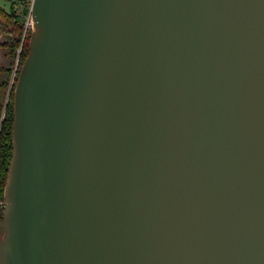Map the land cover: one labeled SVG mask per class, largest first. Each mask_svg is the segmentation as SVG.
I'll return each instance as SVG.
<instances>
[{
	"label": "water",
	"instance_id": "obj_1",
	"mask_svg": "<svg viewBox=\"0 0 264 264\" xmlns=\"http://www.w3.org/2000/svg\"><path fill=\"white\" fill-rule=\"evenodd\" d=\"M31 18L0 264H264V0Z\"/></svg>",
	"mask_w": 264,
	"mask_h": 264
},
{
	"label": "trees",
	"instance_id": "obj_2",
	"mask_svg": "<svg viewBox=\"0 0 264 264\" xmlns=\"http://www.w3.org/2000/svg\"><path fill=\"white\" fill-rule=\"evenodd\" d=\"M19 3L24 4L22 12H18L17 9ZM31 21V0H18L12 3L9 10L0 5V31L7 35V40L2 45L8 50L13 62L17 59L18 64L0 132V239L4 233L5 187L13 154L14 89L23 61L29 53V41L32 32ZM9 80L6 79L1 86L8 88Z\"/></svg>",
	"mask_w": 264,
	"mask_h": 264
},
{
	"label": "rangeland",
	"instance_id": "obj_3",
	"mask_svg": "<svg viewBox=\"0 0 264 264\" xmlns=\"http://www.w3.org/2000/svg\"><path fill=\"white\" fill-rule=\"evenodd\" d=\"M17 1L18 0H0V5L9 10L12 3ZM31 4H32V0H31ZM23 8H24V4L19 3L17 7L18 12H22ZM6 40H7V35L4 34L2 31H0V127H1V123L3 124L4 121L6 109L9 103V99L13 87V81L15 79L16 67L18 65L17 59L15 62H13L12 57L8 54V50L2 45V43ZM6 79L8 80L10 79L9 80L10 84L8 88L1 86V84Z\"/></svg>",
	"mask_w": 264,
	"mask_h": 264
},
{
	"label": "built area",
	"instance_id": "obj_4",
	"mask_svg": "<svg viewBox=\"0 0 264 264\" xmlns=\"http://www.w3.org/2000/svg\"><path fill=\"white\" fill-rule=\"evenodd\" d=\"M32 24V23H31Z\"/></svg>",
	"mask_w": 264,
	"mask_h": 264
}]
</instances>
